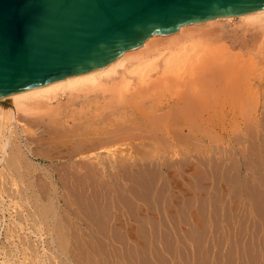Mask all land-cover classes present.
Segmentation results:
<instances>
[{
    "label": "rangeland",
    "instance_id": "rangeland-1",
    "mask_svg": "<svg viewBox=\"0 0 264 264\" xmlns=\"http://www.w3.org/2000/svg\"><path fill=\"white\" fill-rule=\"evenodd\" d=\"M238 22L239 18L235 17L232 20L228 21L220 20V22L218 23L213 22L214 24H212V26H218L219 23L222 25L224 23V27L228 29H238V27L240 28L239 25L241 24ZM258 65L259 71L264 72V62H259ZM7 101L8 100H4L1 103L5 104L7 107L9 103ZM262 109L263 107L258 108L257 110L251 109L252 111H248L250 113L248 116H246V118L253 124L249 125L251 123L247 121L248 137H244L243 125H240L241 123L243 124L242 119H244L245 113L246 115L248 114L247 111L241 110L240 113L244 112L243 116L238 113V110L234 111L228 109L226 110L224 117L214 121V123L207 124L208 127L206 126V124L204 125V123L203 127L201 125L202 123L199 122L200 126L198 124V127L200 129L198 128V130L195 126L196 128H194L193 130L194 133L191 132L190 137L187 134L189 138L186 137V139H182V137H180V139H182L181 141H178V139L172 141L165 135L166 137H164L166 139L162 136V139H165L163 142L160 138V134L163 135L162 133L158 134L159 139H157L158 137L155 138L156 135L154 134L155 137H153L155 138V140L152 141L153 138L151 139V143L153 145L147 142L148 138L142 137L144 132L143 134H141L142 132L139 133L141 136L137 134L138 131L137 133L135 132L137 135L135 133H132L134 132V130H139L136 129V127L139 125L135 124L134 127V124L131 125L129 123L133 127H131V129L127 124L128 121H124L123 119V122H125L124 125V123L119 121L120 118L118 117H115L117 119L116 121L118 122L115 121V118L113 122L111 121L113 120V118L107 119L106 122L108 121V123L103 121L104 123L102 124H104V126L102 125V127L101 121L100 123L92 122L93 120L90 121L91 124L78 123L77 127L75 126L76 124H74L77 123L75 121L73 123L69 122V124L65 125V127L63 124H61L65 129H63L60 124L57 126L56 123H53V125L49 124L51 128L49 127V125L48 128L45 125L47 123L46 122L44 125L45 128H47L46 130L49 132L48 133L46 131V136H37L38 138L35 136V138H37L35 139V142L34 138H32L34 136H32L31 140L25 142L28 146V149L31 150V155L28 159L30 161V163L28 164L31 165L29 166L28 164L24 163L25 159L23 158H25V155H23V152L25 154V146L21 147V149L23 148L21 150L23 151L21 154L15 153L17 155L16 160L18 157V160L21 159L20 161H17L13 166V168H15V166L17 165L18 167H16L19 168L20 171L19 172L17 169V172L15 173L19 174L20 178L27 177V175L29 174L28 177H32L30 178L32 182V188H30V191L28 190V193L25 195V197L24 195H22L24 193L23 189L25 188L24 182H26V179L24 178L22 179L24 182L20 183V185L23 184L21 185L23 189L18 186V191H20V193L22 194H20L16 190L14 191V193H12V195L14 194V196L17 197L22 195L25 199H23V197L21 196V198L19 197L11 202L9 201L8 203V200L0 201V264H228L227 261H229V264H244V262L245 264H261V262H264V258H262L264 257V253L262 254V251L264 250V248H262L264 247V218H262L261 215H259L258 217L257 214L253 213V211H255L256 209L254 207L255 202H253V200L255 199V195H257L256 191L258 190V186L256 187L255 183L257 182L256 185H258V181H260L262 183V188H264V175H260V172L261 174H263L264 172V167H262L264 166V137H262L264 136V112L262 111ZM253 116H255L256 118L254 117L253 119ZM114 122H116L117 124H115ZM119 122L121 123V125ZM93 123H95L96 125ZM97 123H99V125ZM111 123H113L114 125ZM233 123L235 126H233ZM261 123L262 125L260 126ZM54 124L56 125V127ZM105 124L107 125V127L105 126ZM25 125L26 124H24V127L26 128V130H28L29 133L42 130H36V128H34V126L36 125H32L33 127H31V125ZM68 126L70 127L67 129L66 127ZM250 126L257 127H251L252 130H250L251 128H248ZM205 127L207 130L205 129ZM52 128L55 129L53 130ZM88 128L91 129L88 130ZM102 128L104 130L103 134H105V130H107L106 135L102 134ZM110 128L112 130L119 128L116 130L117 133H119L120 136L123 137V140L120 141L121 137L118 136L119 134L114 133L117 136L112 134V132H115V130L112 131ZM235 128L237 130L235 131L237 133L239 132L237 134L238 136L234 131ZM122 129L124 135L121 133L122 131H120ZM99 131L101 132V134L99 133ZM181 131L182 130H180V132ZM86 132L89 133L86 134ZM249 132L251 136H249ZM257 132H260L261 134L259 133L258 135ZM126 133L130 136L135 134L136 136L133 135V138H136L139 135V138L142 137L143 139L142 140L140 138V140H142L141 142L144 143L145 141V143H147L142 144L140 142V144V140L138 138H136V140L132 137L131 139H129L130 136H126V139H129V141H127L126 139H124V136L127 135ZM184 133L185 132H183V134ZM240 133L242 134V137L239 135ZM96 134L98 136L102 135L99 137L100 140L98 137H96ZM110 135H114L118 138L120 137L119 139L115 138L119 142L117 140L111 141L112 136ZM232 135L236 136L233 137ZM103 136H106V138L104 137V140L101 141ZM239 136L241 137L240 143ZM258 136H261L262 138H259ZM46 137H48V140H46ZM91 137L94 138L91 139ZM107 137L113 143L109 142V139H107ZM232 137H238V142H236V139H233ZM246 137L248 138V141ZM254 137L256 138V140H254ZM41 139L45 141L41 142ZM81 139L88 142L83 143L84 141H82ZM94 139L97 140L94 141ZM105 140L110 144L108 143L109 145H107V142ZM259 140L260 142H258ZM157 141H162L161 147L160 143ZM91 142H102L104 145L102 146V143H96L98 144V146H96L95 143ZM127 142H130L132 145L134 143L133 147L130 146L131 144ZM88 143L91 144L88 145ZM126 143L128 144L127 146L130 147V149L128 147H124V145L126 146ZM249 143L251 147L253 145V148H251L250 150L248 147ZM84 144L86 146H90H87L88 150ZM135 144H137L136 147ZM138 144L140 145V147ZM230 144L232 146L234 145V150L232 151L236 152L232 155V164L236 160L239 161L238 163H234L235 165H232V169H235V173H233L234 171L232 172L233 174H235V176H233L235 182H237V180L239 181L241 177H244L245 181L247 179V185L249 184V187L250 184H254L251 185L254 187L253 189L255 190L257 188V190L254 191L251 187L249 188L247 186L249 190H252V192L255 193V197H253V200L250 196L249 200L246 199L245 201V206H250V208H248V211L251 209L249 215L246 217L247 220L243 216L241 217L242 213L240 215V212H238L239 210L235 207L237 206L235 204H237L240 200L236 197L240 196L238 190H231V194L229 195L227 183L226 181H223L226 179V174L228 173L226 172L227 169H224L228 163L227 145ZM241 144L243 146L240 148ZM256 144H258V146ZM93 145L95 146V148H93ZM112 145L115 146L112 147ZM236 145L238 147H236ZM106 147H110L111 149L113 148V150L116 151L112 153V150H108ZM119 147L124 148L125 150L127 149L130 152L134 147L135 148L131 153L126 152L127 154L125 155L124 149H120ZM260 147L263 149H261ZM147 148L149 152L151 151L150 154ZM257 149L258 152L256 153ZM35 150L40 153L38 154V152ZM73 150L75 153L73 152ZM146 150L148 153L146 152ZM7 151H9V148L7 149ZM32 151H34L36 154ZM241 151H243L244 154L241 153ZM251 151H255V153ZM96 153L98 157L96 156ZM219 153L221 154V156ZM225 153L227 156H225ZM234 155L236 156V160L234 158ZM240 155H243L246 159H244L243 156L240 157ZM220 157L221 159L217 160ZM225 157H227V159H225ZM97 158H99L100 160ZM222 158L224 160H222ZM132 160L133 164L131 165ZM243 160L246 165L242 163ZM135 161L139 163H136ZM217 161H220V165H222L220 166L219 162ZM259 164L261 165L259 166ZM22 165H24L28 169L27 170L25 168L27 173L25 174L26 176L24 175L25 169ZM110 165H112L111 168H109ZM236 165H238V170L237 168H235ZM248 165L250 166V168ZM217 166L218 171L217 169H215ZM11 168L12 167H10V169ZM258 171L260 172L258 173ZM214 172H217L218 174L220 173L219 175H222H218L220 179L217 178V175H214ZM222 172L224 173L222 174ZM253 172H257V174H253ZM39 173L41 175H39ZM236 173L238 175L237 178ZM21 174L24 176H22ZM224 175L225 179H223ZM251 176L253 178H251ZM258 176L260 177L259 179ZM214 181V184L217 185V187L215 188L212 184V182ZM38 186L40 187V189H38ZM233 186L236 187V184L233 183ZM211 187H213V190L211 189ZM260 187L261 186L259 185V188ZM6 189L7 187L3 188V195L11 193V191H8L9 189ZM221 189H223V191H221ZM259 190L257 191L258 196L261 193L263 194L261 189ZM236 191L238 192V194ZM221 192L223 193L221 194ZM232 192L236 196H234ZM224 193H226V195ZM32 194L33 197L31 196ZM262 194L260 195V197H262ZM231 195H233L232 199ZM35 196L36 198H38L36 199ZM44 196L48 197L45 198ZM229 196L230 199L228 198ZM228 203L230 206L227 208V212V209L225 210L224 207H227ZM222 205L225 206L222 207ZM42 206H44V210ZM252 206L255 209L252 208ZM223 210L225 211V214ZM230 212L232 214L234 213L235 215H231ZM256 212L257 211H255V213ZM222 214H224L225 216ZM250 214L251 217L254 218L252 219V221L254 220L253 223L255 225L250 219ZM212 216L214 218H212ZM230 216L233 217L231 218ZM25 219L26 221H24ZM229 219L231 221H234V224ZM237 219L238 222L243 223L244 225H246V227L243 224L238 223ZM214 221L216 222V225H214ZM250 223H252V225L247 227V224L249 225ZM212 224L215 227H213ZM235 224L238 228L235 227ZM240 224L241 227L239 228ZM229 225L231 226L229 227ZM251 226L253 228H251ZM255 226L256 228H254ZM238 229L239 231H237ZM248 229L251 232L252 230H255V233L252 234L250 231H248ZM233 231H235L236 233L238 232V234H235V232ZM244 231L246 233H244L245 235L242 233ZM247 231L250 232V234ZM230 233H232L233 239L231 238ZM254 234H257L256 239L254 237ZM234 236H238L237 239ZM260 237L262 238V240L259 239ZM227 240L230 241L227 242ZM248 242L250 243L247 246ZM252 242L255 244H253ZM239 244H242V247H239ZM252 245L255 246L252 247ZM261 245L262 247H260ZM13 246L14 248H12ZM231 246H235V248L232 249L233 247ZM249 246L250 249H253L250 250ZM256 246L259 247V250H257ZM243 248H246L245 251ZM225 249H227L228 251H226ZM248 249L249 251L247 252L246 250ZM240 251L243 252L240 253ZM253 251H255L254 253L257 252L256 256H253L255 255L252 254ZM213 252H215V254ZM226 252L229 254H227ZM249 252H251V255L249 254ZM233 254L236 255L235 257L238 258V260L234 257ZM247 254L249 255L246 256ZM261 254L263 256H261ZM239 255L242 256L239 258ZM249 256L251 259L249 258ZM233 257L234 260H232ZM242 257L245 260H243ZM239 259L242 260L239 261ZM249 259L252 262H249ZM258 259L260 262L258 261ZM232 261L233 263H231ZM234 261H236V263Z\"/></svg>",
    "mask_w": 264,
    "mask_h": 264
},
{
    "label": "bare ground",
    "instance_id": "bare-ground-1",
    "mask_svg": "<svg viewBox=\"0 0 264 264\" xmlns=\"http://www.w3.org/2000/svg\"><path fill=\"white\" fill-rule=\"evenodd\" d=\"M235 17L239 18L238 23H241L239 25L240 28L238 27V29L237 28L236 29H234V28L228 29V28L224 27L225 26L224 23L222 25L219 23L218 26H215V25L212 26V24H214L215 22L218 23V22H220V20H227L228 21V20H232ZM260 59H261V61H260ZM259 62H264V8L254 10V11H250V12L241 13V14L228 15V16H217V17L206 19V20L195 21V22H191V23H185V24L180 25L178 27V29L173 31V32L159 33V34H154V35L148 37L147 39H145L142 42V44H140L139 46H136L132 49H129V50L122 52L117 58H115L112 62L108 63L105 66L95 68V69H91V70L84 72V73L73 74V75H70L67 77H63V78H60V79H57L54 81H50V82L43 84V85L33 86V87H30V88H27V89H24L21 91L0 95V201H4V200L7 201L8 200L7 203L9 201L11 202L14 199H17L19 197L21 198L22 195H24V197H25V195L28 193V190L29 191L31 190L30 188H32L31 187L32 182H31L30 178H32V177H28V175H29L28 174L27 177H24L26 179V182H24L22 180L24 178H20V175L15 173V172H17V169L19 171V168H17L18 166L16 165L17 167L15 166V168H13V166L15 165V163L17 161L21 160V159L18 160L19 157L16 160V156H17L16 154H18V153L21 154L23 152V151H21L23 149V148L21 149V147H23V146H25V154L23 152V155H25V158H23V159H25L24 163L25 164L30 163V161L28 159L31 155V150L28 149V146L25 142H27L28 140H31L32 138H34V142H35L36 141L35 139L38 138L37 136H46L48 131L46 130L47 128H45V125L48 127L49 124L53 125V123H56L57 126L60 124V126L63 127V125H64V127H65V125L69 124V122L73 123L75 121L77 123H74V124H76L75 126L77 127L78 123L79 124H81V123H85V124L90 123L91 124L90 121L93 120L92 122H99L100 123V121H101V127H102V125L104 126V124H102V123H104L103 121L106 122L107 119L113 118V120H111L113 122L114 118L118 117V118H120V120L119 119L118 120L121 121L122 123H124V125H125V122H123V119H124V121L125 120L128 121L127 124H128V126H130V128L132 127L131 126L132 124H134V127H135V124L139 125L140 127L137 126L136 129H139L140 131L134 130V132H132V133H135V132L137 133V131H138L137 134H139L141 132H142L141 134H143V132H144L142 137H146V138H148V140L150 139L148 141L145 138L147 140V142H149L151 145H153L151 143V139L153 138L152 141H154L155 138H157V137H158L157 139H159L158 134H160V133L163 134V135L160 134V138L163 142L166 139L165 138L166 136H167V138L169 137L172 141H175L177 139H178V141H181L183 138L186 139V137H188V135L190 137V133L193 132L194 128H196V127H197V129L199 128L198 127V124L200 126L199 122L202 123L201 124L202 126H203V123H204V125L206 124V126H207V124L214 123V121L219 120L222 117H224L226 110L230 109V110H234V111L238 110V113L243 115V116H244V114H243L244 112L240 113L241 110L247 111L248 114L246 115V113H245L244 119H242L243 124L242 123L240 124V125H243L244 137L247 136L248 135V133H247L248 132V130H247L248 122L247 121H249V120H247L246 116H248L250 113L248 111H252L253 109L257 110L258 108H261V107H263V109H264V72L259 71V68H258ZM4 100H8L7 102H9L7 107L5 104L1 103ZM263 109H262V111L264 112ZM254 117L255 116H253V119H254ZM121 118H122V120H121ZM263 119H264V117H263ZM116 120L117 119L115 118V121ZM84 121H86V122H84ZM116 122H118V121H116ZM116 122H114V123L117 124ZM99 123H97V124L99 125ZM106 123H108V121ZM196 123H197V125H196ZM254 123H256V122H254ZM24 124L31 125V127L36 125V126H34V128H36V130H38V129H42V130H38L37 132L29 133L28 130H26V128L24 127ZM61 124H63V125H61ZM93 124H95V123H93ZM111 124H113V123H111ZM127 124H126V126H127ZM120 125H121V123H120ZM249 125H253V124L251 123ZM261 125H262V123L260 124V126ZM105 126L107 127L106 124H105ZM233 126H235L234 123H233ZM49 127H50V125H49ZM55 127H56V125H55ZM64 127H63V129H65ZM69 127L70 126H68L66 128L68 129ZM89 127H90V125H89ZM109 127H110V125H109ZM115 127H117V126H115ZM251 127L252 126H250L248 128H251ZM255 127H257V126H255ZM255 127H252V128H255ZM252 128L250 130H252ZM52 129L54 130L55 128H52ZM89 129H91V128H88V130ZM104 129H105V127H104ZM116 129H119V128H116ZM116 129H113V130H115V132H112V134H114V133L119 134V133H117ZM123 129H124V127H123ZM123 129L120 130V131H122L121 132L122 134H123ZM205 129H206V127H205ZM262 129H263V127H262ZM74 130H76V129H74ZM141 130H143V131H141ZM180 130H182V131L180 132ZM235 130H236V128L234 129V131ZM103 131L104 130L102 128V134H103ZM105 132H104L105 134H103V135L107 134V130H105ZM183 132H185L186 135H185V133L183 134ZM87 133H89V132H86V134ZM99 133L101 134L100 131H99ZM108 133H109V131H108ZM110 133H111V131H110ZM238 133L236 132V135ZM259 133H258V135H259ZM116 134H114V135H116ZM129 134H130V132H129ZM135 134H133V135L136 136L137 134L136 135ZM145 134H147V135H145ZM154 134L156 135V137L154 136ZM114 135L113 136L110 135V136H112L111 141H116L120 137H121L120 141L123 140L122 139L123 137L120 136V134L118 135V136H120L119 138L115 137ZM139 135L136 138H138L140 140V138L142 139V137L139 138ZM236 135H234V136H236ZM239 135L241 136L242 134L240 133ZM32 136H34V137H32ZM35 136L37 138H35ZM100 136H102V135H100ZM100 136L97 135L96 137L99 138ZM126 136H130V135H128V134L125 135L124 139H126ZM132 136H130L129 139H131ZM162 136L163 137L165 136L164 140L162 139ZM249 136H251L250 132H249ZM104 137L106 138V136H103L101 141L104 140ZM180 137H182V139H180ZM241 137H240L239 143L241 142ZM262 137H264V136H262ZM42 138H44V137H42ZM93 138L94 137H91V139H93ZM115 138H117V139H115ZM136 138L134 137L133 139L136 140ZM82 139H84V138H82ZM97 139H94V141ZM107 139H109V138L107 137ZM129 139L128 140L126 139V140L129 141ZM233 139H236V142H238L237 139H239V138L237 137V138H233ZM251 139H253V138H251ZM46 140H48V137H46ZM85 140H86V138H85ZM85 140H82V141H84L83 143L86 142ZM99 140H100V138H99ZM142 140H140L139 143ZM254 140H256V138ZM40 141L43 142L45 140L41 139ZM108 141L111 142L110 139ZM247 141H248V138H247ZM109 142H107L106 144L109 145L110 144ZM157 142H159V141H157ZM161 142H159L160 147L162 145ZM258 142H260V140ZM32 143H33V141H32ZM91 143H95V145L98 146V144H101L102 142L101 143L91 142ZM96 143H98V144H96ZM111 143H113V142H111ZM127 143H130V142H127ZM127 143H126V146L124 145V147H128ZM135 143H137V142H135ZM146 143L144 141V143H142V144H146ZM90 144L88 143V145H90ZM116 144H117V142H116ZM242 144H241L240 148L243 146ZM103 145L104 144L102 143V146ZM133 145H134V143H133ZM133 145L131 144L130 146L133 147ZM136 145L137 144H135V147H136ZM176 145H177V143H176ZM237 145H238V143H237ZM237 145H236V147H238ZM256 145L258 146V144H256ZM87 146H86V148H87ZM114 146L112 145V147H114ZM227 146H228L227 147V150H228L227 151L228 152L227 162L228 163H227V166H225L224 170L227 169L226 172H228V173L226 174V179H225V175H224L223 179H225V180H223V181H226V183H227V189H228L229 195L231 194V190H233V189H237L239 192V195H240V196H236L232 192V194L234 196H236L237 198L240 199L238 201V203L235 204L237 206H235V205H233V206H235L239 210L238 212H240V215L242 213L241 217L243 216L244 218H246L249 215V212L251 211V209L248 211V208H250V206L249 205L245 206L246 205L245 201H246V199L249 200L250 196H251L252 200L254 199L253 197L256 196L255 199L253 200V202H255L254 207L256 209L253 206H252V208H254L255 211H257L259 214L257 212L255 213V211H253V213L257 214L258 217H259V215H261L262 218H264V188H262V183L260 181H258V185H256L257 182L255 183V186L256 187L258 186V190L261 189V191L263 192V194L261 193L262 197H260L261 194L258 196L257 188L254 190L253 189L254 187L251 186L254 184H250V187L254 191L257 190L256 191L257 195H255V193H253L252 190H249V188H250L248 186L249 184L247 185V179L245 181L244 177H241L239 179V181L237 180V182H235V180L233 178V176H235V174H233V173H235V171H234L235 169L234 170L232 169V165H235L234 163H236V162L238 163L239 161L236 160V156H235L236 154H235L234 158L236 161L232 164V155L236 152L232 151V150H234L233 149L234 145L232 146L230 144ZM88 147H90V146H88ZM139 147H140V145H139ZM248 147L250 150L251 148H253V145L251 147V145L249 143ZM8 148H9V151H7ZM93 148H95V146ZM128 148L130 149V147H128ZM142 148H141V152H142ZM107 149L112 150V153H113L117 150V146H116L115 151L113 150V148L111 149L110 147ZM120 149H124V148H120ZM224 149H225V146H224ZM243 149H244V147H243ZM261 149H263V148H261ZM87 150H88V148H87ZM132 150H131V152H132ZM147 150H148V148H147ZM147 150H146V152H147ZM35 151H37V150H35ZM236 151H237V149H236ZM243 151H241V153H243ZM255 151H251V152L255 153ZM32 152H34V151H32ZM73 152H74V150H73ZM122 152H123V150H122ZM124 152H125V155L127 154L126 152L131 153L127 149L126 150L124 149ZM146 152H145V154H146ZM148 152H149V150H148ZM150 152H149V154H150ZM257 152H258V149H257L256 153ZM39 153L40 152H38V154ZM96 156L98 157L97 153H96ZM220 156H221V154H220ZM225 156H227L226 153H225ZM242 156L240 155V157H242ZM21 157H22V155H21ZM256 157H257V154H256ZM144 158H145V156H144ZM223 158H222V160H224ZM243 158H244V156H243ZM97 159H99V158H97ZM219 159H221V157L218 158L217 160H219ZM225 159H227V157H225ZM244 159H246V158H244ZM135 162L139 163L137 161H135ZM217 162H219V165H220V161H217ZM225 162H226V160H225ZM258 162H259V160H258ZM110 163H107V164H110ZM215 163H216V161H215ZM242 163H244V160ZM253 163H255V162H253ZM22 164H23V162H22ZM71 164H72V162H71ZM132 164H133V160H132L131 165ZM158 164H159V162H158ZM24 165H22V166H24ZM28 165L30 166L31 164H28ZM76 165H77V163H76ZM120 165H123V164H120ZM225 165H226V163H225ZM260 165L261 164H259V166ZM129 166H130V164H129ZM220 166H219V168H220ZM237 166L238 165H236L235 168H237ZM10 167H12V168L10 169ZM111 167H112V165L109 166V168H111ZM214 167H215V165H214ZM226 167H228V168H226ZM262 167H264V166H262ZM23 168L25 169L26 167L24 166ZM249 168H250V166H249ZM26 169H25L24 175L27 174ZM75 169H77V168H75ZM99 169H100V167H99ZM215 169H217V171H218V166ZM238 169L239 168H237V170ZM224 172H222V174ZM236 172H238V171H236ZM259 172L260 171H258V173ZM255 173L257 174V172H255ZM255 173L253 172V174H255ZM219 174L216 172L214 175H217V178L220 179L218 177ZM24 175H22V176H24ZM39 175H41V174L39 173ZM236 175H237V173H236ZM260 175H264V172H263V174H261V172H260ZM219 176H222V175H219ZM241 176H244V175H241ZM245 176H246V174H245ZM237 177H238V175L236 176V178ZM263 177H262V179H263ZM245 178H247V177H245ZM251 178H253V177L251 176ZM254 178H255V175H254ZM259 178L260 177L258 176V179ZM241 179H243V180H241ZM250 180H252V179H250ZM21 182L25 183L24 189L21 187V185H23V184L20 185ZM41 183H42V181H41ZM43 183H46V182H43ZM214 183H215V181L212 182V184L215 188V187H217V185ZM233 183L236 184V187L233 186ZM217 184H218V182H217ZM39 185H41V184H39ZM259 185L261 186L260 188H259ZM18 186L23 189V191H24L23 194L20 193V191H18ZM33 186H34V184H33ZM4 187H7V189H9L8 191H11L10 194L9 193H7V195L5 194L6 197H5V195H3V192H2ZM41 188H43V187H41ZM212 188L213 187H211V189ZM38 189H40V187ZM16 190H17V192H19L22 195L19 194L20 195L19 197L14 196V194L12 195V193H14V191H16ZM43 191H44V189H43ZM221 191H223V189H221ZM4 192H5V189H4ZM40 192H41V190H40ZM238 192H237V194H238ZM33 193H34V191H33ZM222 193L223 192H221V194ZM226 193H224V194L226 195ZM246 194H249V195H246ZM233 195H231V199L233 198L232 197ZM31 196L33 197V194ZM24 197H23V199H25ZM47 197L48 196H46L45 198H47ZM35 198H36V196H35ZM228 198L230 199V196ZM41 200H42V198H41ZM46 201H47V199H46ZM27 202H29V201H27ZM250 202H252V201H250ZM229 203H228L227 207L225 206L226 204L222 205V207L225 206L226 208L224 207V209L226 210L230 206ZM30 205H29V207H30ZM44 206H42L43 210L45 209ZM42 207H40V208H42ZM231 207H232V205H231ZM232 211H233V209H232ZM227 212H228V209H227ZM224 214H225V211H224ZM224 214H222V215H224ZM233 214L231 213V215H233ZM31 215H32V213H31ZM36 215H38V214H36ZM228 217H225V218H228ZM250 217H251V214H250ZM212 218H214V217L212 216ZM244 218H243V220H244ZM224 219H223V221H224ZM250 219L252 221V219H254V218L251 217ZM250 219H249V221H250ZM246 220H247V218H246ZM24 221H26V219ZM253 221H252V223H253ZM262 221H263V219H262ZM216 222H217V220H216ZM216 222L214 221V223H215L214 225H216ZM231 222H233V224H234V221H231ZM237 222H238V219H237ZM238 223H241V222H238ZM244 223H245V221H244ZM252 223H250L249 225L247 224V227L252 225ZM241 224H243V223H241ZM241 224L239 225V228L241 227ZM212 226H213V224H212ZM230 226L231 225H229V227ZM244 226L246 227V225H244ZM213 227H215V226H213ZM235 227H237L236 224H235ZM262 227H260V228H262ZM251 228H253V227L251 226ZM254 228H256V226ZM212 229H214V228H212ZM237 231H239V229ZM248 231H250V230L248 229ZM254 231L255 230H252V232L251 231L250 232L253 234V233H255ZM233 232H235V231H233ZM250 232H248V233L250 234ZM242 233L244 234L245 231ZM230 234H231V238H232L233 237L232 233H230ZM235 234H238V232L237 233L235 232ZM256 235L257 234H254L255 239H256ZM243 236H241V237H243ZM224 237H225V235H224ZM237 237H235V238L237 239ZM24 238H23V240H24ZM259 239L262 240L261 237ZM230 240H227V242H229ZM249 243L250 242L247 243V246ZM253 244H255V243H253ZM256 244H257V241H256ZM260 244H261V242H260ZM25 245H26V243H25ZM241 245L239 247H242ZM1 246H3V245H1ZM236 246H238V245H236ZM250 246H249V249H250ZM253 246H255V245H252V247ZM231 247H233V246H231ZM260 247H262V245ZM12 248H14V246ZM229 248H230V245H229ZM234 248H235V246L232 249H234ZM258 248L259 247H257V250H259ZM262 248H264V247H262ZM245 249H244V251H245ZM249 249L246 251L248 252ZM251 249H253V248H251ZM225 250L228 251L227 249H225ZM225 250H224V252H225ZM239 250H241V249H239ZM263 251H262V254L264 253ZM230 252H231V249H230ZM242 252L240 251V253H242ZM254 252L255 251H253L252 254H255L253 256H256L257 252L256 253H254ZM213 253L215 254V252H213ZM250 253L251 252H249V254ZM227 254H229V253H227ZM227 254H224V255H227ZM249 254H247L246 256H248ZM262 254H261V256H263ZM231 255H232V253H231ZM235 256L236 255H234V257ZM241 256L239 255V258ZM234 257L232 258V260H234ZM243 257H242V259H243ZM214 258H215V256H214ZM249 258H250V256H249ZM262 258H264V257H262ZM212 259H213V257H212ZM236 259L238 260V258H236ZM242 259H239V261ZM224 260H225V258H224ZM243 260H245V259H243ZM213 261H215V260H213ZM258 261H259V259H258ZM227 262L229 264V261H227ZM234 262L236 263V261H234ZM249 262H252V261L250 260ZM231 263H233V261ZM263 263L264 262H261V264H263ZM244 264H245V262H244Z\"/></svg>",
    "mask_w": 264,
    "mask_h": 264
},
{
    "label": "water",
    "instance_id": "water-1",
    "mask_svg": "<svg viewBox=\"0 0 264 264\" xmlns=\"http://www.w3.org/2000/svg\"><path fill=\"white\" fill-rule=\"evenodd\" d=\"M264 0H0V95L107 65L153 34Z\"/></svg>",
    "mask_w": 264,
    "mask_h": 264
}]
</instances>
